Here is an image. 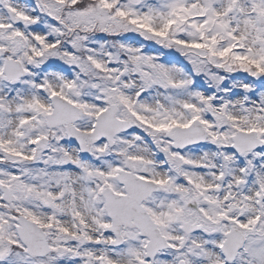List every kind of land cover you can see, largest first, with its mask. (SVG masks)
<instances>
[{
	"label": "snow or ice",
	"instance_id": "obj_1",
	"mask_svg": "<svg viewBox=\"0 0 264 264\" xmlns=\"http://www.w3.org/2000/svg\"><path fill=\"white\" fill-rule=\"evenodd\" d=\"M0 264H264V0H0Z\"/></svg>",
	"mask_w": 264,
	"mask_h": 264
}]
</instances>
